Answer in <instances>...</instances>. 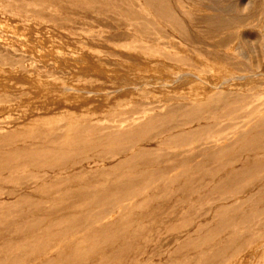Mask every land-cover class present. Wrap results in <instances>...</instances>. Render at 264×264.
I'll list each match as a JSON object with an SVG mask.
<instances>
[{
    "label": "rangeland",
    "instance_id": "1",
    "mask_svg": "<svg viewBox=\"0 0 264 264\" xmlns=\"http://www.w3.org/2000/svg\"><path fill=\"white\" fill-rule=\"evenodd\" d=\"M156 1L165 10H156ZM38 2L48 1L0 0V8L10 11L15 7L39 10L60 20L58 23L52 21L47 26H33L18 24V18L13 15L5 17L4 13L1 14L0 138L29 127L33 130L43 129L47 118L54 123L73 120V124L82 122L95 125L93 132L84 137L99 142L87 155L90 161L85 158L87 161L84 160L82 166L43 171L34 182L9 186L4 191L10 196H5V201L20 203L22 200V205L11 218L6 220V216L0 217V227L4 226L0 230V246L5 249L0 264H45L53 256L57 258L54 252H48L44 257L37 254V249L30 244L33 243V236L37 239L51 230L57 231L50 220L45 222L46 218L41 217L45 219L42 221L41 215L86 224L92 216L108 210L109 204L95 196L97 186H87L86 182L94 180L95 171L110 170L132 153L118 154L117 147L125 141L120 136L125 135L126 130H133L135 137L139 125L159 115L161 121L165 120L171 107L208 103L206 92H197L196 88L207 83L218 85L230 79L232 76L223 70L246 65L247 71L242 74H260V70L248 69V64L258 63L264 71V0H56L58 7L49 9L38 5ZM46 27L50 30H46ZM250 49L254 53L248 54ZM188 74H194L198 79L177 81L168 87L157 85V80H177ZM138 83L147 84L148 87L134 90L132 86ZM237 89L245 94L250 93L240 84L221 91L233 94ZM252 92L262 94L258 88ZM229 98L226 97L225 101H229ZM182 118L170 114V121H181ZM214 123L213 119L210 122L197 120L186 127H163L158 142L152 138L143 141L144 136L139 134V145L133 150L136 152L144 148L153 151L163 139H172L182 131L196 130ZM110 130L123 133L108 139L107 132ZM152 130V134L158 131L157 127ZM12 141L8 142L7 147L0 146V155L13 152L11 158L14 159L15 150L30 142L29 139ZM30 143V146L36 144L33 141ZM109 150L117 151L112 153L116 156L100 160L103 153L106 157ZM195 160L202 161L200 157ZM242 166L239 160L234 163V168ZM81 169L84 170L81 177L86 182L74 180L66 184V188L79 196L68 195L59 189L56 180L75 178ZM141 169L154 170L153 166L146 165L135 168L132 174ZM28 172H36V169L29 167ZM194 173L197 176L203 172ZM224 175H215L206 184V189L211 190L218 185ZM167 176L171 178L174 175L170 171ZM114 179L115 176L107 174L105 183H112ZM230 188L217 192L213 197L231 192ZM254 191L253 188L245 189L237 196L229 193V199L215 206H233ZM86 192L91 196L88 199L82 198ZM113 194L111 191L107 196ZM207 200L200 201L205 203ZM27 201H32L33 207L27 206ZM38 204H41L40 208H37ZM157 207V204H152L142 210L138 208L129 217L117 213L110 216L111 219L97 221L89 232L82 228L77 231L73 227L75 233L70 232L69 245L83 244L78 252L80 257L77 256L76 262V251H70L68 245L59 248L65 259L56 264H150L147 259L162 249L163 253L153 258L154 264H179L186 258L191 262L193 260L192 264H205L206 259L212 262L211 254L216 255L223 240L232 235L231 229L224 232L216 230L209 236L201 235L198 233L200 226H214L219 219L216 212L198 216L187 230L176 234L180 242L188 237L197 239V245L191 244L178 253L180 244L170 232L179 224L176 218L169 216L165 225L158 220L143 219L147 212ZM104 226L106 230L103 235L100 230L97 233L94 230ZM140 226L149 227L152 232L139 235L135 229ZM62 229L66 231L64 222L63 228H58V231ZM124 231L127 236L121 237L123 234L120 233ZM94 238H102V242L98 241L93 246ZM127 239H131V243ZM210 246L212 253L202 255ZM250 258L249 252L246 256L236 257L231 264H249Z\"/></svg>",
    "mask_w": 264,
    "mask_h": 264
},
{
    "label": "bare ground",
    "instance_id": "2",
    "mask_svg": "<svg viewBox=\"0 0 264 264\" xmlns=\"http://www.w3.org/2000/svg\"><path fill=\"white\" fill-rule=\"evenodd\" d=\"M46 1L48 2H38V5L46 9L58 7L56 0ZM154 4L156 10L164 8L158 1ZM11 6L14 5L11 4ZM3 13L5 17L13 15L18 18V24L26 23L32 24L33 26H47L52 21L54 23L60 21L56 17L46 12L42 13L39 10L30 11L15 7L14 10L11 9L10 11L9 9L7 10L1 7L0 16ZM48 29L49 27H46V30ZM251 52H253L252 49L248 51V54ZM248 67V69L260 70L261 72L260 74L251 73L244 75L242 73L247 71L246 65L234 66L230 70H223L232 77L223 80L218 85L207 83L203 87L196 88L197 92H206L208 103L196 104L191 107H171L167 111L168 114L165 120L161 121V115H159L151 117L139 125L135 130V137L133 136V130H126L123 136H120L123 133L122 131L110 130L109 133L107 132L108 139L120 136L125 140L124 143L117 147L118 154L132 153L123 161L112 166L110 170L99 169L95 172L93 171L94 176L92 175V178L94 180L86 182L85 179H82L81 175L84 172L82 169L75 178L69 177L56 180L55 182H57L59 189L71 196L74 194L75 196H79L77 192L74 193L73 190L71 191L66 188V184L74 180L75 182L84 180L87 186H97L95 188L97 191L95 196L104 199L109 204V207L108 210L89 218L86 224L75 222L73 219H66V225V220L63 221L60 218L54 219V217L50 219L49 216L41 215L40 219L41 217L46 218V221L44 218L41 219L42 221L47 222V219L50 220V224L56 226L55 228L57 229V231L51 230L44 233L43 236L37 239L36 236L32 237L31 241L33 243L30 244H33L37 249V254L40 253L44 257L48 252H54L53 254L57 255V258L53 256L45 264H56L64 261L65 256L61 253V249L63 247L66 248L69 242H71L69 236L71 235L70 232L75 233L73 227L77 231L82 228L84 231L89 232L93 229V224L97 221L111 219L112 217L110 218V216L116 215L117 213L123 217H129L133 215L132 211L134 212L138 208L141 209L152 204H157L158 207L155 210L147 212L143 216V219L158 220L161 221V225H165L169 221V216H173L179 221V224L170 230L174 236V240L177 239L176 241L180 244L178 253L184 247H188L191 244L196 243L195 245H197V239H189L190 237H188L185 241L180 242L176 234L187 230V227L193 224V220L196 217L206 216L211 212H216L217 218L219 219L216 224L214 226L210 224L202 225L198 233L209 236L216 230L224 232L226 229H231L232 235L223 240V244L219 246L216 255L211 254L213 257L212 262L210 259H206L205 264H231L236 257L246 256L249 252L251 253L249 264H264V71H262L258 63L248 64ZM192 79H198V77L194 74H188L177 80H157V85L168 87L174 85L177 81H189ZM238 84L241 85L242 89L250 93L245 94L238 89L233 94L221 91L225 88L237 86ZM147 87V84L142 83L132 86L134 90H144ZM256 88L260 89L262 94L253 93L252 91L256 90ZM226 97H230L227 102L225 101ZM170 114H173L174 117L181 116L183 118L181 121H170ZM212 119L215 120L214 124H209L208 126H204V128H198L196 130L182 131L173 136L172 139H163L157 144L159 145L157 149L153 151H146L144 148L136 152L133 150L135 146L139 145V134L144 136L143 141L152 138L153 141L158 142L157 140L160 139L159 136L163 134V127H186L189 123H193V121L201 120L210 122ZM37 122H39L38 119ZM44 126L43 129L39 128L34 130L31 127L25 128L21 132H14L6 135L4 138H0V146L2 148L4 145L7 147L8 142H13L12 140L29 139L30 142L33 141L36 143L30 146L29 144L31 143L29 142L23 148H17L14 153V159L11 158L13 152L7 155H0V197L4 198L0 200V211L2 208L0 217L6 216L5 219L11 218L12 214L15 215L18 212V207L22 205V200L20 203L17 201H5V196L9 195H6L7 193H4V191H7L9 186H20L25 183H32L37 180V175H40L43 171L67 170V168L80 167L83 162L89 160L87 158L88 153L92 152L96 146L95 144L99 142H93L94 139L91 140L90 138L84 137L93 132L95 125L90 126L82 124V122L73 124V120L68 123H54L46 118ZM154 127H157L158 131L152 134V128ZM34 146L35 148H33ZM114 151L109 150L106 153V157H104L105 153H103L100 160L113 158L116 156L112 154ZM97 157L99 158L100 156ZM198 157L202 161H196L195 159ZM238 160L243 163V166L234 168V163ZM146 165L153 166L154 170L141 169L132 174L133 171H136L135 168L146 167ZM29 167L36 169V172L29 174ZM170 171L174 176L168 178L167 175ZM198 171L203 173L196 176L194 172ZM16 173L18 174L17 177H15ZM220 173L225 174L221 182L211 190H207L205 187L206 184L215 175ZM107 174L115 176L112 183H105ZM228 188L231 189L229 193L234 194V196L241 194L245 189L253 188L255 191L251 196L238 201L233 206H215L218 202L229 199L227 195L229 193H222V195L220 193V197L218 198H214L213 196L217 192H221V190H228ZM111 191L114 194L108 197L107 194ZM83 196L85 199L91 197L87 192L82 195V198H84ZM202 199L208 200L202 203L200 201ZM26 204L30 207L34 205L32 201H27ZM40 205L38 204L37 208H40ZM231 216L232 219H230ZM237 219L240 223L238 221L236 222ZM1 220L2 218H0ZM63 222L66 231L62 229L59 232L58 228H63ZM3 227L1 226L0 230ZM94 230H96V233L100 230V233L103 235L106 227H96ZM135 230L139 235L152 232L149 230V227L145 228L142 226L137 227ZM122 234L123 236L121 237L127 236L126 231L120 233V235ZM101 239L94 238L91 244L95 246L96 242H102ZM127 241L131 243V239H127ZM82 246L83 244L81 243L68 246L70 251H76V256H74L76 262L77 256L80 257V253H78L79 248ZM22 247L24 246L22 245ZM58 249L59 252L57 251ZM211 250L212 247L210 246L202 255L212 253L210 252ZM4 251V247L0 246V261L3 260ZM163 251L164 249L154 252L147 259V263H153V258L157 254H162ZM192 262L186 258L184 262L179 264H192Z\"/></svg>",
    "mask_w": 264,
    "mask_h": 264
}]
</instances>
